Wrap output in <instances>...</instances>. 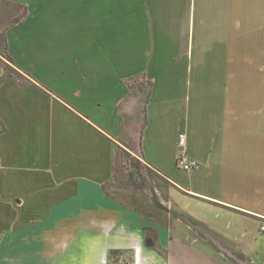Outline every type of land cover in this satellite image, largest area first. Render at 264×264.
<instances>
[{
  "label": "crops",
  "instance_id": "0c3cea01",
  "mask_svg": "<svg viewBox=\"0 0 264 264\" xmlns=\"http://www.w3.org/2000/svg\"><path fill=\"white\" fill-rule=\"evenodd\" d=\"M2 38L35 84L0 69V264H109L111 251L130 264H232L110 191L143 120L137 153L176 187V208L260 264L264 0H0ZM140 77L142 118L129 86ZM183 152L200 163L190 173Z\"/></svg>",
  "mask_w": 264,
  "mask_h": 264
},
{
  "label": "rangeland",
  "instance_id": "374dc122",
  "mask_svg": "<svg viewBox=\"0 0 264 264\" xmlns=\"http://www.w3.org/2000/svg\"><path fill=\"white\" fill-rule=\"evenodd\" d=\"M6 52L5 41L2 38L0 40V60L8 64L9 62L6 57ZM1 61L0 65H3ZM132 84L134 87V95L136 97V101L138 102L135 107H137L139 112L133 113V115L137 117L141 113L142 118V113H144V107L149 97L151 84L144 77H140L139 79L133 81ZM143 124H139V126L136 127V137L133 143L123 144L124 147L122 148L125 149L127 153L120 151L121 155L118 159V163L116 162L115 175L109 185V188L113 195L120 200L121 204L145 214L153 223L163 224L169 228L172 226V223H169V217L171 216L173 221L174 211L180 212L178 208H176V204L174 202V196L177 194L178 190L162 176L153 172V170L149 167H146L141 158H139V162L132 159V157H139L136 156L135 152L138 151V138ZM180 222L187 226L183 221ZM156 238V229L150 228L147 236V243L150 247H157ZM256 250L258 254H256L257 256H255V260L260 264H264V243H262ZM162 251L164 252V250ZM230 253L232 254L233 252L230 251ZM244 253L248 255V253ZM130 263L131 255L129 253H123L122 255L113 258L109 264Z\"/></svg>",
  "mask_w": 264,
  "mask_h": 264
},
{
  "label": "trees",
  "instance_id": "16d2710c",
  "mask_svg": "<svg viewBox=\"0 0 264 264\" xmlns=\"http://www.w3.org/2000/svg\"><path fill=\"white\" fill-rule=\"evenodd\" d=\"M26 16H27V10L25 9V11L22 13V15L18 19H16L14 24H19L20 22H22L26 18ZM4 39H5V37H4ZM6 57H7V60L9 62L8 64H6L0 60L3 63V65H0V69H3L6 73V75L13 77L17 81H19L22 85L35 84L33 82L32 76L29 73L24 72L19 67H17V65L14 63V61L9 56L8 52H6ZM2 81H3V77L1 78L0 83ZM129 86H130V88H134L132 83H129ZM146 123H147V121L145 122V125H146ZM120 151L127 153L125 149H123L122 147H119V151L117 152V163H118V159L120 158V155H121ZM135 153H136V156H139V157H132V159L136 162H139L138 160H139V158H141L144 161L145 166L149 167L147 165V162H145V159H144L142 153L141 152L140 153L135 152ZM149 168L151 170H153V172L157 173V171L154 170L153 168H151V167H149ZM173 216H174V219L183 221L187 226L191 227L195 232H197L203 238L210 240V242L214 245L216 250L219 253H222L230 263H232V264H254L253 261L251 260V258L248 255H246L240 248H238L233 243L227 241L226 239H224L222 236L218 235L217 233L213 232L208 227H206L204 224L196 221L192 217H190L184 213H181V212L174 211ZM216 240H218V242L222 243L224 247H222V248L217 247ZM155 250L160 252L162 255L164 253L162 251V249L159 247H156ZM230 251L233 252L232 253L233 255L230 253ZM123 253H126V252L111 251L109 253V256H108L109 263L111 262V260L113 258H116V256L122 255ZM236 259H239L242 262H240L239 260H236Z\"/></svg>",
  "mask_w": 264,
  "mask_h": 264
},
{
  "label": "built area",
  "instance_id": "2783aa9c",
  "mask_svg": "<svg viewBox=\"0 0 264 264\" xmlns=\"http://www.w3.org/2000/svg\"><path fill=\"white\" fill-rule=\"evenodd\" d=\"M180 145L185 147V138L183 135L180 136ZM200 166V163L196 160H193L188 157L186 153H182L177 160L178 169L190 173L193 170L197 169ZM260 233L264 235V223L260 225Z\"/></svg>",
  "mask_w": 264,
  "mask_h": 264
}]
</instances>
